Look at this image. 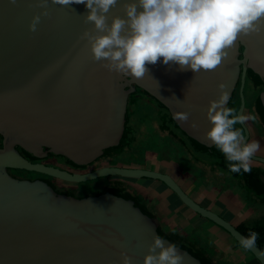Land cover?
I'll return each mask as SVG.
<instances>
[{"label": "water", "instance_id": "95a60500", "mask_svg": "<svg viewBox=\"0 0 264 264\" xmlns=\"http://www.w3.org/2000/svg\"><path fill=\"white\" fill-rule=\"evenodd\" d=\"M125 2L117 0L109 9L108 24L112 17L124 16ZM39 3L0 0V264H121L122 252L131 264H143L158 235L133 201L113 194L58 197L45 182L16 179L8 169L44 173L71 183L112 175L156 179L239 242L245 235L190 198L168 174L122 167L68 173L28 161L16 146L36 157H45L44 148H48L75 165L91 164L104 150L120 143L126 122L128 92L122 85L126 81L156 98L173 118L178 111L187 112V121L174 118L175 122L188 137L210 148L214 144L206 137L210 127L206 111L209 101L220 94L218 85H225L228 104L241 65L244 75L249 65L264 83V32L238 35L227 56L212 70L195 73L158 59L155 64L146 63L145 74L135 78L109 71L103 61L92 59L90 42L83 33H101L85 21L89 10L83 3L61 6L48 0V14L30 31L32 17L43 11ZM260 99L264 107V91ZM193 122L197 127H191ZM177 248L182 264H202ZM247 250L264 264V244Z\"/></svg>", "mask_w": 264, "mask_h": 264}, {"label": "clouds", "instance_id": "9594fccd", "mask_svg": "<svg viewBox=\"0 0 264 264\" xmlns=\"http://www.w3.org/2000/svg\"><path fill=\"white\" fill-rule=\"evenodd\" d=\"M73 2L85 5L89 10L85 21L93 24L96 33H101H83L90 42L92 59L103 61L102 66L109 71L135 78L145 74L146 63L155 64L158 59L160 63L171 61L182 70L187 68L195 73L212 70L227 56L238 35L264 32V0H126L124 16L112 17L110 24L106 13L117 0H51L61 6ZM47 3L48 0H40L38 6L43 11L32 17L30 31H35L40 17L48 14ZM218 88V98L209 101L206 111L210 123L206 137L229 161L227 167L231 172H247L259 142L246 140L237 125L249 117L227 107L229 93L223 83ZM173 115L181 122L189 116L183 111ZM191 127H197L195 122ZM258 235L250 230L240 238L241 247L245 250L255 247ZM121 255V264H131L126 253ZM182 261L175 243L165 244L162 236L155 235L143 264H182Z\"/></svg>", "mask_w": 264, "mask_h": 264}, {"label": "rangeland", "instance_id": "374dc122", "mask_svg": "<svg viewBox=\"0 0 264 264\" xmlns=\"http://www.w3.org/2000/svg\"><path fill=\"white\" fill-rule=\"evenodd\" d=\"M241 80L243 79L237 80L227 107L233 108L237 114L242 113L249 117L243 124H238L237 127L242 128L246 140H256L259 142L260 147L252 157H259V164L261 163V165L264 166V125L262 124V116H260L259 110H257L256 107L257 103L254 104V102H256L257 92L249 84L242 90L241 88L243 85L241 86ZM128 96V106L126 110L127 118L125 119L126 122L123 135L118 149L109 153L104 152V154L98 157L94 162L81 168H74L63 159H38L34 160V162L49 164L68 173L74 172L76 174L93 172L105 167H122L124 169L152 168L159 172H169L170 175L182 185H184V183L187 185L190 184L191 188L187 189L189 192L195 187L202 186L206 189V192L213 191L215 193H220L217 185H227L220 181L221 174L229 173L227 169L216 165L217 167L214 168V170L212 169L210 171L211 174L208 175L210 178H208V180H203V178L200 177L198 166L189 165L187 166L188 168H185V165L182 164V158L188 159L190 163L193 157L205 155L203 157H209L207 158V162L210 163V166L211 164L224 162V165L227 167L229 161L225 159L224 155L220 153L215 146L212 148V152H205L202 153V155L198 154L196 151H187L177 138L173 136L174 133L170 127L178 133L182 132L174 128V126H169V115L165 112L164 108L160 106L157 100L146 94L140 88L134 86L129 87ZM165 135H167L166 138ZM158 146L160 147L158 148ZM216 152L220 158L215 155ZM183 168L186 170L189 169V172H185ZM11 175L16 179L28 181H40L47 178V176L42 173L19 170H13ZM225 179L227 180V177ZM157 181L158 180L152 178H131L112 175L79 183L61 182L62 185H66L70 187L72 191H75L76 197L79 199L95 197L97 193L107 189L115 190L121 187L123 182H126L128 189L137 192L142 195L143 198L145 196L147 198L146 200H153V198L159 200L164 197L160 190L163 189V187L167 189V186ZM157 183H159V185H157ZM241 192L247 193L250 196L254 195L251 188L247 187V185L246 187H240V184L236 187L235 191H229V194H237V196L240 197ZM64 193H68V190H64ZM106 194L111 193L107 192ZM213 227L218 229V226L214 223ZM219 231L218 234H208L205 231L202 234L203 236L207 235L206 237L207 240L210 241V244L214 239L213 235H216L223 244L227 245H225V249L228 251V255L234 253V247H240V243L228 232L226 233L225 230L221 229ZM225 239L229 241H225ZM206 244H208V242H206ZM211 246L214 249V245ZM213 249L212 251H214Z\"/></svg>", "mask_w": 264, "mask_h": 264}, {"label": "crops", "instance_id": "0c3cea01", "mask_svg": "<svg viewBox=\"0 0 264 264\" xmlns=\"http://www.w3.org/2000/svg\"><path fill=\"white\" fill-rule=\"evenodd\" d=\"M261 116L264 123V115L262 112ZM172 132L174 133L173 136L177 138L187 151H196L200 155L206 152L195 147V144L182 133H178L175 130ZM166 136L167 135H165V138ZM159 147L160 146H158V148ZM215 155L219 157L217 152ZM203 156L205 155L193 157L190 163L186 161L183 163L185 168H188L187 166L189 165H197L198 168L201 169H198V171H200V177H202L203 180H208V178H210L208 175L211 174L210 171L212 169L214 170V168L217 167L216 165L224 167L229 173L221 174L220 181L227 185H217L220 193H215L213 191L206 192V189L202 186L195 187L189 192L187 189L191 188L190 184L187 185L184 183V185H182L175 180L186 194L204 208L214 212L231 223L235 228L252 227L259 221H264V166H262L261 163L259 164L260 158H251L250 170L247 172L243 170L240 172H231L228 167L224 165V162H218L210 166V163L207 162V158L209 157L205 158ZM145 170L155 171L152 168H147ZM188 170L185 169V172ZM157 172L159 171L157 170ZM164 174L170 175L169 172ZM226 177L227 180L225 179ZM157 182L164 184L161 181ZM159 183H157V185H159ZM239 184L240 187H246L247 185V187L253 190L254 195L250 196L243 192H241L240 197H238L237 194L230 195L229 191H235ZM160 191L164 196L163 198L159 200L156 198H153V200H146L147 198L145 196L143 198L142 195L128 189L126 182H123L119 189V192L123 195L133 197V202L138 201L139 206L145 213L139 207L140 210L151 220L158 233L162 236L174 237L177 240H187L189 246L202 256L203 259L214 261L215 264H261L248 250L243 249L241 245L240 247H234V253L228 255V251L225 249L226 244H223L216 235H213L214 239L210 244V241L207 240V235L203 236L202 233L205 231L208 234H218L220 232L219 230L222 228L219 229L220 227L218 226V229H215V227H213V222L200 216L189 208L168 186L167 189L163 187ZM225 241L229 240L225 239ZM206 242H208V244H206ZM211 245H214V249ZM212 249L214 251H212Z\"/></svg>", "mask_w": 264, "mask_h": 264}, {"label": "trees", "instance_id": "16d2710c", "mask_svg": "<svg viewBox=\"0 0 264 264\" xmlns=\"http://www.w3.org/2000/svg\"><path fill=\"white\" fill-rule=\"evenodd\" d=\"M252 71V70H251ZM247 73V72H245ZM255 75V77L257 79H254V81L256 83H260V79H258V76L255 72H251ZM134 87H137V88H140L136 85H133ZM141 89V88H140ZM142 91H144L143 89H141ZM146 94L147 92L144 91ZM154 98V97H153ZM155 100H157L156 98H154ZM157 102L160 104V106L164 107L163 104H161L158 100ZM167 108V107H165ZM259 109L260 111L263 113L264 115V107L262 106L261 102L259 104ZM127 117L125 116V119ZM171 122L174 124V126L176 127V129H179V126L177 125V123L175 122L174 118L171 116ZM128 123V122H127ZM181 130V129H180ZM181 132L184 134V136H186L187 138H189L194 144H195V147H197L198 149H201V150H204L206 152H212L213 151V147L215 145H213L212 147L210 148H207L205 147L204 145H202L201 143L197 142L196 140L188 137L182 130ZM2 133H0V138L2 139ZM119 145V144H118ZM118 145L114 146V147H111V148H108L106 150H104L105 153H109V152H112L113 150H116L118 149ZM16 150L18 151V153H20L23 157L25 158H28V159H33V160H38V159H46V158H54V159H63V160H66L68 162V164H70L71 166H74V167H78V168H81V167H84V166H78V165H75L73 162H71L69 159L65 158L64 156L62 155H56L54 153H51L49 151L48 148H44V152H46V156L45 157H36L35 155L33 154H30L29 152L25 151L24 149H22L21 147H18L16 146ZM104 154V153H103ZM86 166V165H85ZM19 171H24L26 172V170H19ZM29 172V171H28ZM37 173V172H35ZM50 187V186H49ZM51 188V187H50ZM121 187H118L116 188L115 190L114 189H110V190H105V191H101L99 193L96 194V196H100V195H103V194H106L107 192H110L111 194L115 195V196H118V197H121L125 200H128V201H133V197L131 196H127V195H123L121 192H119V189ZM58 197H64V196H59L57 195ZM135 201V200H134ZM135 206L136 207H140L139 204H138V201H135ZM141 208V207H140ZM142 209V208H141ZM142 211L144 212V210L142 209ZM145 213V212H144ZM243 235L247 236L249 231L250 230H254L256 231L259 235H258V238H257V241H256V246L259 247V248H262L263 244H264V221H259L258 223H256L255 225H253L252 227H240V228H237ZM157 232V230H156ZM158 233V232H157ZM158 235L162 236L160 233H158ZM164 239L168 240L169 242L171 243H175L177 245V247L183 249V250H186L188 253H190L191 255H193L195 258H197L202 264H215L214 261H211V260H206V259H203L202 256H200L198 253H196V251H194L190 246H189V243L187 242V240L183 241L184 239H181V240H177L176 238L174 237H167V236H162Z\"/></svg>", "mask_w": 264, "mask_h": 264}, {"label": "flooded vegetation", "instance_id": "af4514ba", "mask_svg": "<svg viewBox=\"0 0 264 264\" xmlns=\"http://www.w3.org/2000/svg\"><path fill=\"white\" fill-rule=\"evenodd\" d=\"M243 51H244V48H243L242 45H240V49H239V53H240L239 59H242L243 58V55H242L243 54ZM255 55H256V53L255 52H252V57H254ZM246 72L247 73H245V75H244L243 74V65H241L240 66V74H239V77H238V79H243V80H241L242 81L241 82V86L243 85L241 89L244 90L248 86V84H249V85H251L256 90V92H257V98H256V102H254V104L257 103V106L256 107H257V110H259L258 112H259V114L261 116V111L259 109V104L261 102L260 96H261L262 92L264 91V83H263V80H261L258 77V79H260L261 82L258 84V83H256L254 81V79H257V78L255 77V75L253 73H251L252 71H251L249 65H247ZM124 84H125V91L128 92L129 87H132V86H128L126 81L122 82V85H124ZM147 94L149 96H151L149 93H147ZM151 97H153V96H151ZM128 98H129V96H128ZM127 106H128V100H127L126 110H127ZM163 108H164L165 112L169 115V120H168L169 126H174V124L171 122V118L170 117L172 116V114L170 113L169 109L168 108H165V106ZM168 123H167V125H168ZM262 124L264 125L263 119H262ZM170 128L172 129V131H174V129L172 127H170ZM174 128H176V127L174 126ZM178 130H180V128ZM2 146H3V137H2L1 142H0V148H2ZM26 159L28 161L34 162L33 159H31V160L28 159V158H26ZM46 159H52V158H46ZM182 159H183L182 160V164L185 163L186 161H188V159H186V158H182ZM34 163H36V162H34ZM43 164H45V163H43ZM45 165L51 166L49 164H45ZM72 167H74V166H72ZM74 168H76V167H74ZM139 169H141V168H139ZM7 171L11 175V173H12L13 170L12 169H8ZM71 173H74V172H71ZM42 174H44V173H42ZM44 175L47 176V178H44V179H42L40 181H43L46 184H48L54 190V192L56 193V195L64 196L66 198L79 199V198L76 197V192L75 191H72L71 188L68 187V186H66V185H62V182H61L62 180H59V179L54 178V177H52L50 175H47V174H44ZM12 177H14V176H12ZM64 190H68V193H64Z\"/></svg>", "mask_w": 264, "mask_h": 264}, {"label": "bare ground", "instance_id": "6f19581e", "mask_svg": "<svg viewBox=\"0 0 264 264\" xmlns=\"http://www.w3.org/2000/svg\"><path fill=\"white\" fill-rule=\"evenodd\" d=\"M252 95V94H251ZM240 109V108H239ZM250 133V132H249ZM254 170V169H253ZM197 239V238H196Z\"/></svg>", "mask_w": 264, "mask_h": 264}]
</instances>
